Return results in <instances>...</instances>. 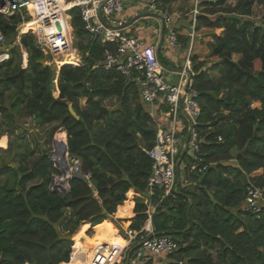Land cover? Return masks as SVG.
<instances>
[{
	"label": "trees",
	"instance_id": "trees-1",
	"mask_svg": "<svg viewBox=\"0 0 264 264\" xmlns=\"http://www.w3.org/2000/svg\"><path fill=\"white\" fill-rule=\"evenodd\" d=\"M181 1L189 9L194 0ZM198 6L194 31L210 30L211 37L206 46L212 60L191 58L193 88L201 106L203 141L198 155L203 159L200 166L207 167L202 173L185 171L196 184L195 191L179 186L174 197L156 209L151 225L156 235L169 236L178 244L168 264H264V0H198ZM254 6L261 12L255 19ZM70 15L82 65L59 68V96L50 107L51 97L40 88L49 68L37 64L45 56L25 30L20 40L28 55L23 87L19 80H6L21 68L14 50L0 66V72L5 68L0 75V129L13 131L23 117L40 126L57 124L65 132L69 157L80 161V178H71L64 193L50 191V179L59 171L49 154L34 157L20 139L15 147L7 145L0 130V264H67L71 252L77 264H90L92 255L85 244L93 252L97 243H119L118 230L108 218L115 213L125 219L117 212L127 214L121 211L130 209L125 200L133 201L134 192L143 195L151 175L145 152L153 147L154 128L137 85L101 68L110 47L90 39L77 10ZM5 24L17 26L20 17L0 23L5 38L14 37ZM179 40L184 48L189 46V37ZM15 82L20 96L8 110L3 97ZM112 99L113 108L105 104ZM9 156L17 159L16 165L6 161ZM255 188L262 192L258 213L246 209L248 192ZM135 199L132 230L147 221L142 200ZM31 213L47 215L51 223H58L62 235L74 234L81 223L98 225L95 237L85 239L82 227L78 235L83 244L75 240L71 251L72 242L64 241L48 252L46 247L57 235L48 223L31 219Z\"/></svg>",
	"mask_w": 264,
	"mask_h": 264
},
{
	"label": "built area",
	"instance_id": "built-area-1",
	"mask_svg": "<svg viewBox=\"0 0 264 264\" xmlns=\"http://www.w3.org/2000/svg\"><path fill=\"white\" fill-rule=\"evenodd\" d=\"M194 2L189 11L193 29L196 17L200 15L198 0ZM133 4L162 17L166 49L182 47L178 33L171 27L174 19L180 18L172 13V0H0V23L4 18L17 15L20 24L16 27L21 32L22 27L29 26L30 21H33L35 25L29 34L34 37V45L44 56L53 59L67 55L73 48L70 13L77 10L90 39L110 47L104 54L101 68L117 72L126 81H133L137 85L140 100L151 119L154 144L145 152L151 160V175L145 193L137 195L145 206L147 221L138 230H132L129 226V229L121 232V239L127 242L123 247L119 244L97 243L90 264H154L174 255L178 244L169 236L156 235L151 228V218L162 202L169 196L174 197L178 191L180 170L202 173L207 167L200 166L203 159L198 155L203 140L199 129V95L192 82L194 73L191 58L195 36L189 34V46L178 79L176 83H171L163 75L157 61V41L146 45L114 27L116 17L124 12L126 6ZM5 44L6 38L0 28V66L11 57V49ZM70 58H63L60 64L70 62ZM74 61L80 62L78 57ZM217 141L221 139L217 138ZM65 162L71 174L80 175L78 159L69 157L66 152ZM63 181V178H54L49 190L67 191L69 182ZM260 201L262 192L257 188L250 189L246 209L258 213ZM73 246L74 242L71 250Z\"/></svg>",
	"mask_w": 264,
	"mask_h": 264
},
{
	"label": "rangeland",
	"instance_id": "rangeland-1",
	"mask_svg": "<svg viewBox=\"0 0 264 264\" xmlns=\"http://www.w3.org/2000/svg\"><path fill=\"white\" fill-rule=\"evenodd\" d=\"M194 1H193V5L195 4ZM172 2H173V0H172ZM234 4L235 3L231 2L232 6ZM184 7L185 6L182 5V1H181V4L176 3L174 6H172V13H175L177 15L184 14L185 11H186ZM142 11H144V10H142ZM185 14H188V12L185 13ZM260 14H261V12H260L259 7L254 6L252 18L253 19L259 18ZM188 19H190V18L189 17H184L182 19L176 20L175 21V29H176V31H178V29L180 30L179 27L185 22H186V25H187L186 27H190L193 30V28L191 27V24H189V22H188ZM116 21H117V17H116ZM214 33L220 34L221 31L220 30H216V31H214ZM193 34L195 36L194 47H193V50H192V53H194L193 56L197 55V57H198L197 61L198 62L212 60L211 56L209 55L208 48L206 46L207 43L211 41L210 30L197 31V32H193ZM23 35L24 34L21 33V32H19L17 34L15 33L14 37L12 36V37H9V38L6 39V44L5 45H6L7 48H9L11 50H14V54H13L14 61L16 63H20L21 67H27V65H28V55H27V52L25 51V48L22 45H20V40H21V38H23ZM72 37H73V48H72V58H70V60L71 59H75V57H78L80 62H77V61H75V62H77L78 66H81L82 65L81 53L76 49V46H75V44H77L79 39H75L73 34H72ZM158 38H159V35H158V33H156V36L154 35V39L156 40ZM13 42H15V43H13ZM185 50L186 49L184 48V49H180V51L178 53H176V54L170 53L169 57H171L172 60L173 59L176 60L174 62L175 63L174 66H181L182 60H181L180 54H181V52H185ZM161 58L167 60V56L165 55L164 50L161 51ZM55 60L56 59H53V58H51L49 56H45V58H44V61H45L46 65H47V67L49 69H53L55 74H56V76H57L59 68L62 65H65L67 63H63V64L57 65ZM57 60L61 62V60H64V59H63V57H61V58H59ZM4 64H2V65H4ZM192 68H193V66H192ZM4 70H5V68H3L2 71L0 72L1 76H3V71ZM162 73L167 79H169L171 81V83H176V81L178 79L177 76L172 75L171 73H169L167 71H164V70L162 71ZM213 75H217V72L214 71ZM2 87L3 86H1V88ZM1 88H0V92H2ZM19 96L20 95H19V90H18V87H17V82H15L14 86L12 85L7 91H5L4 97H3V106L6 107L9 110L11 108L12 102L16 101ZM105 104L106 105H111L112 108H113V107L116 106V101H115V99H112L110 102H107ZM80 105L81 106L85 105V100L84 99H82L80 101ZM1 120H2V117L0 115V122H1ZM18 122H19L18 123V127L14 128L13 131L6 130L5 128H2V127L0 129L2 131V133H4V136L7 138V142H6L7 145L11 143L13 145V147H15L17 142L22 140L21 143H23L24 150H30L31 152H33L35 154L34 157L36 155H41L42 153H45V152L50 155L52 152H56V150L58 151V153H61V148L64 147V140L61 138L60 133H57L60 130V128L59 129L57 128V124H50V125H46V126H40V125H37L32 119L25 118V117L19 118ZM60 138L62 139V145L59 148V146L57 147V145L61 144ZM54 140H55V149H54ZM60 155L61 154H59L57 156L59 157ZM54 156H56V155L54 154ZM6 161H10L12 166L16 165L17 162H18L15 157H11V156H9L6 159ZM56 169L59 171V174L52 175L49 185L51 184L52 179L61 178L62 177L61 167H56ZM178 175H179V178H180V188H179V190L185 189V191H187V192L195 191L196 184L193 181H191L190 179H187L185 177V175H186L185 171H181L180 170L178 172ZM35 183H37V181ZM64 192H66V191H64ZM64 192H61V193H64ZM135 198L136 197L134 196L133 197V202L134 203L136 201ZM133 207H134V205H133ZM121 210H125V209L121 208ZM69 214H70L69 210H67V209L64 210L65 217L66 216L68 217ZM125 216L126 215H123L122 217L124 218ZM130 217H133V216H130ZM130 217H126L125 219H127V220H124V219L118 220L119 218H116L114 215H112L109 220H111L112 224H114L116 226V228H118L120 230L121 229L124 230V229H129V226L131 225L132 220L130 219ZM114 219H117V220L114 221ZM122 230H121V232H123ZM91 235H92L91 232H89L87 234V236H91ZM79 256H80V254H79ZM87 258H89V257H87ZM163 258L164 257H162V259ZM168 263H169L168 258L167 259H163V261H159L158 262V264H168Z\"/></svg>",
	"mask_w": 264,
	"mask_h": 264
},
{
	"label": "crops",
	"instance_id": "crops-1",
	"mask_svg": "<svg viewBox=\"0 0 264 264\" xmlns=\"http://www.w3.org/2000/svg\"><path fill=\"white\" fill-rule=\"evenodd\" d=\"M176 3L178 4H181V1L180 0H173L172 2V6H174ZM182 5H184L185 7V13L188 12V14H179L178 16L180 17L179 19H182L184 17H189L190 19H188V22L189 24H192V20H191V17L189 15V11L192 9V6L188 9L187 7V4L182 2ZM187 7V8H186ZM172 8V7H171ZM144 10V11H142ZM189 10V11H188ZM154 15H157V14H154V13H150L146 8H143V7H139V6H136V5H128L126 6L125 10L123 13H121L120 15L117 16V21H116V24H114V27H120L122 25H127L131 22V20H133L135 17H139L136 21H134L131 25H128L126 28L124 29H121V32L125 35H128V36H131V37H134V38H137L139 39L140 41H142L144 44L146 45H149V44H154L156 41L158 42L159 38L158 39H154V35L156 36V33H158V35H160V29H161V21L155 17ZM174 15H177L174 13ZM177 18L174 19L173 23L171 24V27L175 28V21L176 20H179ZM118 22V23H117ZM186 22L183 23L179 28L180 30L178 29V31H176L179 35V38H188L189 37V34L190 33H193L195 32L194 29L192 31V29L190 27H186ZM192 27V26H191ZM176 30V29H175ZM202 30H205V29H202ZM200 30V31H202ZM165 34H166V31H165ZM203 36V35H202ZM180 41V40H179ZM181 43V42H180ZM182 47H180L179 49H176V50H170V49H166V41L164 40V43H163V46L164 47V52H165V55L167 56V61H168V65H165L167 67H170L172 69H175V70H172V71H167L169 73H171L172 75H175V76H178L180 70H181V66H174V62L176 60H172L171 57H169L170 53H173V54H176L180 51V49H184V45L183 43H181ZM194 47V45H193ZM188 48V47H187ZM187 48H185V52H181L180 54V57H181V60H182V63L184 61V57H185V54H186V51H187ZM193 50V48H192ZM162 51V50H161ZM194 55V53H192V56ZM163 63V62H162ZM163 70V69H162ZM179 70V71H178ZM57 133H61L62 134V137H63V140H64V144L66 143V137H64L63 135V132L62 130H59ZM3 137V136H2ZM1 137V138H2ZM0 138V139H1ZM7 139V138H6ZM64 148V147H63ZM133 191V190H131ZM134 192V191H133ZM135 194V197H137L138 194ZM127 202V201H125ZM128 203L130 205V209L129 210H121L122 212H125L127 214H125V218L126 217H130V216H135L134 213H133V205H135V203L131 200H128ZM134 203V204H133ZM117 214H119L121 217L123 215H121L119 212H117ZM115 216V213L113 214ZM111 217V216H110ZM110 217L108 218V220L110 219ZM132 217H130L131 219ZM117 220V219H114V221ZM119 220V219H118ZM127 220V219H125ZM106 221V220H105ZM104 221V222H105ZM111 221V220H110ZM103 222V223H104ZM102 223V224H103ZM132 223V222H131ZM100 224V225H102ZM114 225V224H113ZM98 226V225H97ZM95 226V227H97ZM115 226V225H114ZM84 227V233H83V237L87 240H92L94 237H95V227H90V224L89 223H81L80 224V227L78 228V230L80 228ZM148 227L149 224H148ZM152 228V226H151ZM77 230V231H78ZM86 230V232H85ZM118 236L120 238H117L119 239V245H122L124 246L126 244V241L122 240L121 239V230L118 229ZM76 231V233H77ZM123 231V230H122ZM91 232L92 235L91 236H87V234ZM75 233V234H76ZM84 238H81L80 240V243L83 244L84 242ZM74 247V246H73ZM73 249V248H72ZM70 260H71V257H70ZM70 262V261H69ZM64 264V263H63ZM158 264V263H157Z\"/></svg>",
	"mask_w": 264,
	"mask_h": 264
},
{
	"label": "water",
	"instance_id": "water-1",
	"mask_svg": "<svg viewBox=\"0 0 264 264\" xmlns=\"http://www.w3.org/2000/svg\"><path fill=\"white\" fill-rule=\"evenodd\" d=\"M154 16L157 17L161 21L160 35H159L158 45H157V49H156L157 61H158L159 65H160V67L164 71H172V70H175V69H172L170 67L165 66L162 63V60H161V50H162V46H163L164 39H165V25H164V22H163V19H162L161 16H159V15H154ZM138 18L139 17H135L133 20H131V22L129 24L122 25L120 27H117V29L121 30V29L126 28L128 25H131ZM4 29L5 30H9V31H13L16 34L19 33V29L16 27V25H8V24H5L4 25ZM37 64H40L43 68L47 67V65H46V63H45L44 60L37 61ZM25 71H26V67H21L20 70H19V72L17 74L12 75V76L6 78V80H9V79L10 80H19V82L21 83V87H23V85H24V73H25ZM57 76H58V73H57ZM57 76H56V74H55V72H54L53 69H49L48 78L46 80V83L40 85V88L43 89V90H45V91H47V93L51 97V105H50V107H52L56 103V99L59 96V92H58V89H57V82H58L57 79H56ZM56 93H57V95L55 96ZM209 95L210 96H213L212 93H210ZM70 111L73 114V111L71 110V108H70ZM75 118H76V116H75ZM54 149H55V140H54ZM66 152H67V145L65 143L64 144L63 151H62V154H61L62 155V162H60L59 160H57V157L54 156L55 152H52L49 155V158L54 162L55 168L56 167H61V172H62V177L61 178L64 179L63 183L69 182V180L72 177H79L80 178V175L79 174H75V173H72L71 174L70 173L69 168H68V166H67V164L65 162V153ZM51 183H53V179H52ZM28 210L30 211V209H28ZM134 218H135V216L132 217L131 220H133ZM31 219H39V220H42V221L48 223L53 228V230L55 231L57 237H56V239L54 240V242L50 246L46 247V250L48 252L50 251V249L52 247L56 246L57 244H59L61 242L69 241V242H72L73 243V236H74V234H72V235H62V234H60L59 228H58V223H51L49 221L47 215H36V214H32L31 213ZM119 220H122V219H119ZM79 227H80V225L78 226V228ZM78 228H77V230H78Z\"/></svg>",
	"mask_w": 264,
	"mask_h": 264
},
{
	"label": "bare ground",
	"instance_id": "bare-ground-1",
	"mask_svg": "<svg viewBox=\"0 0 264 264\" xmlns=\"http://www.w3.org/2000/svg\"><path fill=\"white\" fill-rule=\"evenodd\" d=\"M35 24L33 23V21H30V24H29V26H27V27H22L21 28V33H23L25 30H27V31H29V33H30V31L33 29V28H31V27H33ZM67 56L68 57H72V48H71V50L67 53V55H64L63 56V58H67ZM26 60V59H25ZM55 62L57 63V65H59L61 62L60 61H58L57 59L55 60ZM67 64L68 63H70V64H74V65H76L77 64V62H75L74 61V59H71L70 60V62H66ZM57 95V93L55 94V96ZM62 132H63V135H64V137H65V132L62 130ZM60 135H61V138L63 139V137H62V134L60 133ZM60 138V140H61V144L60 145H57V147L59 146V148H60V146L62 145V139ZM62 151H63V147L61 148V153H58V151L56 150V152H55V157H57V160H59L60 162H62V155H60L59 157L57 156V155H59V154H62ZM78 232H79V230L77 231V233L75 234L74 233V236H73V242L75 241V240H81V238L79 237V235H78ZM126 244H127V242H126ZM125 244V245H126ZM124 245V246H125ZM85 246H86V248L88 249V251H89V253L91 254V255H93V252H92V250H91V248L88 246V245H86L85 244ZM122 246V245H121ZM123 247V246H122ZM71 254H72V252H71ZM71 254H70V257H71ZM91 258H92V256H91ZM90 258V259H91ZM90 263H91V261H90ZM67 264H77V261H76V257H75V255H72V259H71V262H69V263H67Z\"/></svg>",
	"mask_w": 264,
	"mask_h": 264
},
{
	"label": "clouds",
	"instance_id": "clouds-1",
	"mask_svg": "<svg viewBox=\"0 0 264 264\" xmlns=\"http://www.w3.org/2000/svg\"><path fill=\"white\" fill-rule=\"evenodd\" d=\"M7 148V147H6ZM73 244V243H72Z\"/></svg>",
	"mask_w": 264,
	"mask_h": 264
}]
</instances>
